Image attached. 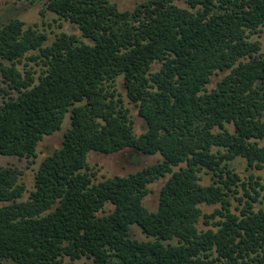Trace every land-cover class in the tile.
Listing matches in <instances>:
<instances>
[{"label":"trees","instance_id":"obj_1","mask_svg":"<svg viewBox=\"0 0 264 264\" xmlns=\"http://www.w3.org/2000/svg\"><path fill=\"white\" fill-rule=\"evenodd\" d=\"M47 10L81 35L48 44L38 26L0 24V96H9L0 155L35 158L67 115L70 126L27 200L22 170L0 164V264H264V52L252 40L264 0H148L125 11L111 0H49ZM23 60L41 74L22 73ZM217 71L230 72L209 89ZM120 77L146 122L141 134ZM125 149L163 160L97 181L89 154ZM169 174L149 210V186Z\"/></svg>","mask_w":264,"mask_h":264},{"label":"rangeland","instance_id":"obj_2","mask_svg":"<svg viewBox=\"0 0 264 264\" xmlns=\"http://www.w3.org/2000/svg\"><path fill=\"white\" fill-rule=\"evenodd\" d=\"M148 0H111L116 3L119 8L123 11L132 10L137 5L146 2ZM49 0H0V24L7 23L11 19H19L28 26H38L39 29L45 31L49 35V42L51 44L58 34L66 32L68 34L81 35L80 30L77 26L70 24L64 20H61L59 16L47 10V4ZM182 7H188L187 4L181 2ZM62 26V27H61ZM253 41H259L262 44V52H264V28L259 34L252 37ZM26 64L28 66L26 67ZM19 70L24 73L26 69L33 68L36 71V77L42 72V67L28 60H23V63L17 65ZM160 65L155 64L154 68L158 69ZM230 71H217L212 77L211 83L208 85L209 89H213L217 84L229 73ZM117 90L124 100L125 105L129 108L131 117L134 121V129L136 134H141L146 129L145 120L139 116L138 108L133 104L126 95L124 87V79L120 77L117 80ZM11 96L17 97V92H11ZM9 96H0V105L5 100H8ZM70 126V115L65 118L62 129L50 136L45 138L39 143L37 148V156L32 159L9 157L0 155V164L3 166H14L22 170V182L26 185L27 191L23 197V200H27L30 197L31 192L35 189V176L36 173L44 161V159L53 154V152L62 146L64 140V134ZM163 157L160 154L149 156L144 155L134 149H125L121 152L114 154H102L97 152H91L88 156V162L90 166L97 173V181H101L106 178L114 176H127L132 173H136L147 166L153 165L159 161H162ZM184 166V165H182ZM235 166L238 172L244 179H248L249 175L253 173L248 171L247 164L244 159L239 158L236 161ZM175 171L179 170V167L174 168ZM263 177L262 183L264 184V171L257 172ZM202 183L209 185L211 176L205 172L201 173ZM171 175H167L165 178H161L149 186L150 193L145 198V205L151 211H155L159 206L160 192L166 182L169 180ZM4 203H0L2 207ZM215 207L203 206L205 212L211 213ZM114 210V206L107 204L104 214H109ZM133 235L138 239H146V236L142 233L139 227H133ZM5 264H14L11 262ZM82 264V262H79Z\"/></svg>","mask_w":264,"mask_h":264}]
</instances>
